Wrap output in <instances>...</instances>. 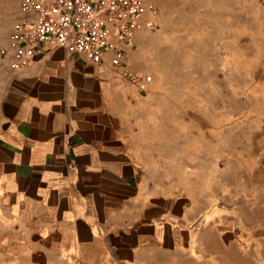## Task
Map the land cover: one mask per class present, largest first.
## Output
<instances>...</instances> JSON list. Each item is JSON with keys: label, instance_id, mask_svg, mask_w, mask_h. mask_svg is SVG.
<instances>
[{"label": "rangeland", "instance_id": "374dc122", "mask_svg": "<svg viewBox=\"0 0 264 264\" xmlns=\"http://www.w3.org/2000/svg\"><path fill=\"white\" fill-rule=\"evenodd\" d=\"M146 1L160 13L128 54L153 80L135 122L158 221L174 227L139 264H264V0ZM19 3L0 0V49Z\"/></svg>", "mask_w": 264, "mask_h": 264}, {"label": "crops", "instance_id": "0c3cea01", "mask_svg": "<svg viewBox=\"0 0 264 264\" xmlns=\"http://www.w3.org/2000/svg\"><path fill=\"white\" fill-rule=\"evenodd\" d=\"M132 47L114 66L46 44L11 70L0 102V264H139L173 232L144 180L146 126L135 119L153 80L141 90L126 76L144 74L129 63Z\"/></svg>", "mask_w": 264, "mask_h": 264}, {"label": "built area", "instance_id": "2783aa9c", "mask_svg": "<svg viewBox=\"0 0 264 264\" xmlns=\"http://www.w3.org/2000/svg\"><path fill=\"white\" fill-rule=\"evenodd\" d=\"M19 11L0 49L10 70L43 54L46 44L94 62L109 58L112 65H121L126 47L142 29H154L160 13L146 0H20ZM125 74L141 90L152 80L132 69Z\"/></svg>", "mask_w": 264, "mask_h": 264}]
</instances>
